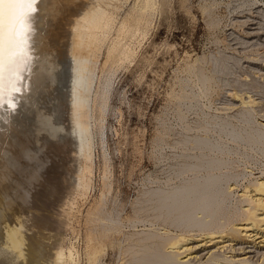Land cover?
Instances as JSON below:
<instances>
[{
    "label": "bare ground",
    "instance_id": "bare-ground-1",
    "mask_svg": "<svg viewBox=\"0 0 264 264\" xmlns=\"http://www.w3.org/2000/svg\"><path fill=\"white\" fill-rule=\"evenodd\" d=\"M118 1L122 0H0V23L23 20L22 13L29 3L35 9L24 20L29 26L26 42L14 41L7 34L4 41L0 71L4 104L0 106V264L77 263L73 248L65 246L67 243H63L58 230L51 229L52 226L44 229L46 217L37 214V209L34 213L32 202L25 197L21 187L14 184L11 171L17 170L16 159L24 158L30 162L34 153L52 154L51 157L57 151L61 156L59 151L66 142L72 147L74 157L82 160L74 171V185L82 192L87 189L89 173H85L89 172L92 162L89 120L98 100L100 105L105 102L100 81L94 84L95 65L100 56L102 67L127 60L132 48L126 46V40L146 31L154 7L153 0H134L117 19ZM252 28V33H256V28ZM227 62L225 57L216 56L214 70L224 72ZM231 62L235 64V61ZM199 79L206 83L208 76L200 74ZM227 92L228 101L233 103L230 107H241L240 123L207 119L201 125V132L183 136L179 142L182 145L191 143L196 152H180L189 159L174 164L173 173L178 179L166 184L162 182L164 185L146 191L145 200L155 210L154 218L182 231L168 235L164 228L160 232L152 231L150 225L141 229L146 233L143 241H147L131 252L133 264H250L258 256L264 257V250H259L260 246L264 247V175L254 177L238 189L243 202L240 208L242 220L232 223L227 230L211 228L235 184L231 182L232 171L227 168L222 154L240 144L244 147L257 145L264 151V119L256 125L254 121L251 123L250 108L244 107L259 102V99L237 88ZM62 101L68 109L69 125L61 119ZM17 107L23 112L12 118ZM186 172L188 174H184ZM31 179L47 186L40 175ZM110 211L114 210L104 209L102 213H106L109 221H117L114 212L112 217ZM188 228L199 231L183 230ZM91 238L86 237V263L96 264L97 254L103 250L99 251L94 236ZM218 255L222 258L218 259Z\"/></svg>",
    "mask_w": 264,
    "mask_h": 264
},
{
    "label": "rangeland",
    "instance_id": "rangeland-1",
    "mask_svg": "<svg viewBox=\"0 0 264 264\" xmlns=\"http://www.w3.org/2000/svg\"><path fill=\"white\" fill-rule=\"evenodd\" d=\"M133 2L118 1L116 18ZM153 2L146 31L126 40V46L132 48L130 59L102 67L100 56L95 65L94 84L100 81L105 102L100 105L98 100L89 120L92 162L89 172L85 173H89L85 193L74 185V171L81 165V159L74 157L72 147L66 142L67 146L63 143L59 151L61 156L57 151L51 157L52 154L34 153L30 162L16 159L17 170L11 171L14 184L32 202L34 213L37 209L36 213L51 224L45 222L44 229L52 226L62 236L63 243L68 244L65 246L71 245L76 264H87L86 237L89 236L91 239L94 236L98 250H103L97 254L96 264H130L131 252L147 241H143L146 233L141 229L144 227L152 226V231L158 232L164 228L168 235L182 231L154 218L155 210L145 200L146 191L178 179L173 173L174 164L189 159L180 154L196 152L191 143L179 142L183 136L201 132V125L207 119L240 123L241 107L235 104L234 108L230 107L233 103L229 102L227 91L237 88L258 98L259 102L244 107L250 108L251 123L254 121L256 125L264 119V29H261L264 28V0ZM252 26L257 30L254 34ZM216 56L227 59L224 72L214 70ZM200 74L208 76L206 83L200 81ZM62 105L61 119L67 122L68 109L65 103ZM16 111L12 118L23 112L20 107ZM224 153L225 164L233 175L231 182L235 184L222 213L217 215V227L215 224L211 227L220 230H227L243 218L238 189L254 177L264 175V151L259 146L240 144ZM35 175H40L47 186L32 180ZM102 209L114 210L110 214L117 221H109ZM259 250L264 247L260 246ZM257 258L256 264H264L262 255Z\"/></svg>",
    "mask_w": 264,
    "mask_h": 264
},
{
    "label": "snow or ice",
    "instance_id": "snow-or-ice-1",
    "mask_svg": "<svg viewBox=\"0 0 264 264\" xmlns=\"http://www.w3.org/2000/svg\"><path fill=\"white\" fill-rule=\"evenodd\" d=\"M31 5L32 4L29 3L25 12L22 13L23 20L18 18L17 20L13 21L11 24L0 23V71H2V66H3L4 41L6 34L10 39L17 41L19 43H25L27 40L29 26L26 23H24V20H26L27 17L35 11V9L31 7ZM0 106H4L2 86H0Z\"/></svg>",
    "mask_w": 264,
    "mask_h": 264
}]
</instances>
